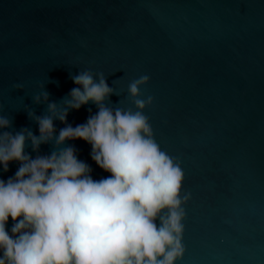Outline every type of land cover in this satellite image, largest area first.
<instances>
[{"label": "water", "instance_id": "95a60500", "mask_svg": "<svg viewBox=\"0 0 264 264\" xmlns=\"http://www.w3.org/2000/svg\"><path fill=\"white\" fill-rule=\"evenodd\" d=\"M81 70L103 72L115 90L109 106L133 111L128 85L149 77L140 98L153 103L144 114L161 149L180 161L182 194H190L177 264H264V0H0V115L12 121L5 131L39 135L28 112L42 116L47 104L33 96L47 91L60 103ZM97 111L91 102L69 110L67 123ZM54 124L57 133L65 127ZM66 145L94 179L109 175L90 144Z\"/></svg>", "mask_w": 264, "mask_h": 264}, {"label": "clouds", "instance_id": "9594fccd", "mask_svg": "<svg viewBox=\"0 0 264 264\" xmlns=\"http://www.w3.org/2000/svg\"><path fill=\"white\" fill-rule=\"evenodd\" d=\"M70 78L77 87L60 103L49 102L47 91L33 96L47 104L42 116L28 112L39 135L26 127L5 131L12 121L0 115V171L19 165L0 179V264H177L190 194H182L180 161L161 149L144 114L153 103L140 98L149 77L128 85L135 111L109 106L115 90L103 72ZM90 102L95 114L75 127L67 123L69 110ZM56 120L65 125L58 133ZM70 140L90 144L91 159L109 175L94 179ZM29 144L36 153L43 144L53 148L33 157Z\"/></svg>", "mask_w": 264, "mask_h": 264}]
</instances>
